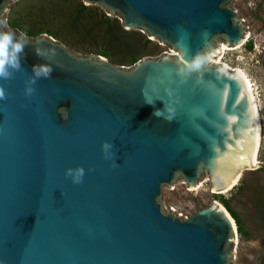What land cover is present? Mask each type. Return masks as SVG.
Instances as JSON below:
<instances>
[{
  "label": "water",
  "instance_id": "obj_1",
  "mask_svg": "<svg viewBox=\"0 0 264 264\" xmlns=\"http://www.w3.org/2000/svg\"><path fill=\"white\" fill-rule=\"evenodd\" d=\"M32 1L0 0V17ZM228 1L76 0L163 53L129 69L44 34L27 39L24 71L0 80V264H230L234 227L216 202L184 219L159 202L181 178L224 189L254 148L244 81L209 62L216 43L242 41ZM42 63L54 71L27 97ZM104 141L114 160L103 158ZM77 166L85 174L73 184L64 173Z\"/></svg>",
  "mask_w": 264,
  "mask_h": 264
},
{
  "label": "rangeland",
  "instance_id": "obj_2",
  "mask_svg": "<svg viewBox=\"0 0 264 264\" xmlns=\"http://www.w3.org/2000/svg\"><path fill=\"white\" fill-rule=\"evenodd\" d=\"M227 4L249 36L239 49L229 48L222 62L244 71L255 85L262 106L257 168H242L238 184L224 194L211 192L208 177L198 181L201 187L197 190L187 187L181 178L170 187L162 188L159 202L165 213L181 219L213 202L221 204L228 214L231 211L236 215L241 225V231L235 225L230 264H264V0H229ZM0 19L5 31L15 29L10 23L24 31H38V36L46 35L77 56L102 57L98 51H105L109 55L102 58L124 69L134 65L132 57L155 59L163 54L141 39L121 34L116 39L108 35V26L112 29L113 22L105 23L95 11H80L76 0H33L25 14L13 19L1 16ZM25 35L28 40L38 37Z\"/></svg>",
  "mask_w": 264,
  "mask_h": 264
},
{
  "label": "clouds",
  "instance_id": "obj_3",
  "mask_svg": "<svg viewBox=\"0 0 264 264\" xmlns=\"http://www.w3.org/2000/svg\"><path fill=\"white\" fill-rule=\"evenodd\" d=\"M27 36L21 33L19 38L12 31H0V80L8 81L14 77V73L24 71L21 60L24 56L25 47L28 46ZM36 55L47 59L44 54L35 48ZM55 50H51V55L55 56ZM54 71L51 63L34 64L32 74L25 81L24 94L30 97L34 92V85L40 79H48ZM6 99L5 87L0 85V100ZM159 110L154 114L156 115ZM67 119V116L65 117ZM114 145L108 141L101 144V151L105 160H114L112 152ZM93 169L89 168V171ZM65 176L69 177L73 184H80L85 174L84 168L77 166L75 168L65 169Z\"/></svg>",
  "mask_w": 264,
  "mask_h": 264
},
{
  "label": "bare ground",
  "instance_id": "obj_4",
  "mask_svg": "<svg viewBox=\"0 0 264 264\" xmlns=\"http://www.w3.org/2000/svg\"><path fill=\"white\" fill-rule=\"evenodd\" d=\"M248 36L249 35L246 32H244L243 37H242V41L240 43H238L237 45L232 46L233 49H239L245 43ZM216 46H217L219 51H218V54L216 56H214L212 59H210L211 62L215 63L217 65L223 66L224 68H226L230 71H234V72L238 73L239 76L242 78V80L245 83L246 90L250 94L253 109H254V114H255L256 136H255V140H254V148H253L250 156H247V154H246L244 166L242 168H244V167H255V168H257L256 165L258 164V152H259V148H260L261 130H262V121L260 118V114H261L260 113V107H262V106L259 104L261 102H259L260 99L258 100V97H259L258 91H257L255 85L252 83V81L244 73V71H242L238 67L232 68L227 63L222 62L224 54L230 50L229 48H232V47H227L223 43L216 44ZM242 168L236 172L235 176L232 178L231 183L227 187H225L224 189L219 190V191H214L213 189H211V192L215 193V194H224L225 192H227L231 188H233L235 185H237L238 181L240 179V176H241ZM198 184H199L198 182L195 184V186L193 187V188H195L194 190H197L201 187V184H199V185ZM190 188H192V187H190ZM216 204L220 208H222L226 212L228 217L230 218V220L233 224V227H234V236H235L236 235V228H235V223H234L232 217L228 214L226 209L221 204H219L217 202H216Z\"/></svg>",
  "mask_w": 264,
  "mask_h": 264
},
{
  "label": "trees",
  "instance_id": "obj_5",
  "mask_svg": "<svg viewBox=\"0 0 264 264\" xmlns=\"http://www.w3.org/2000/svg\"><path fill=\"white\" fill-rule=\"evenodd\" d=\"M86 9H87L86 6H84L83 4H80V11H85ZM114 21H115V22H113V24L111 25V26L114 25V27H113L112 29L110 28V26H108V27H109V30H108V33H109V34H108V35L113 36L114 38L117 39L118 35H120V34H121V35H125V34L128 33L127 30H124L120 25H118V22H117L116 20H114ZM104 22L108 24V19L105 18V19H104ZM109 25H110V24H109ZM9 26L12 27V28H18V29H20V30H23V29H21L20 27H18L16 24H12V23H10ZM23 32H24L25 34L29 35V36H34V37L38 36L39 33H40V32H38V31H37V32H32V31H24V30H23ZM98 55L107 58V56H108L109 54H107L105 51H101V50H100V51H98ZM137 61H138V60L135 59L134 57L131 58V63H135V62H137ZM224 203H225V202H224ZM229 214H230L231 217L234 219V221H235V225L237 226L238 231H241V225H240V221H239V219L236 217V215H235L233 212L229 211Z\"/></svg>",
  "mask_w": 264,
  "mask_h": 264
}]
</instances>
